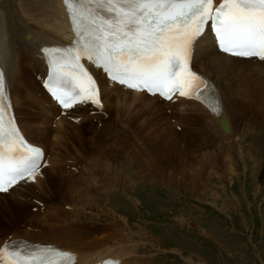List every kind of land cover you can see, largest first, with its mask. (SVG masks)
I'll use <instances>...</instances> for the list:
<instances>
[{"label": "rangeland", "instance_id": "374dc122", "mask_svg": "<svg viewBox=\"0 0 264 264\" xmlns=\"http://www.w3.org/2000/svg\"><path fill=\"white\" fill-rule=\"evenodd\" d=\"M207 48V45L203 46V49ZM21 62L26 71L22 58ZM263 65L262 63L257 67V72ZM202 66L206 67L205 64ZM32 73L33 71L30 72L31 78ZM217 77L221 81L219 83L221 88L232 100L234 112L229 114L231 119L229 118L228 123L233 127V131L235 130L234 134H239V137L243 138L238 148H230V144L227 148L233 150L217 158V154L227 148L216 149V146L208 143L210 140L216 144L213 140L215 137L207 123L202 120L203 118L199 119V116H197L198 122L195 123L192 122V118L185 116L186 118L182 121L187 128L180 134L174 131V124L166 116L163 107L162 112L158 113L156 111L146 112L147 107L144 106L145 108L140 112L141 117H134L137 122L141 121L134 123L135 125H130L131 119L122 123L121 120H117L122 119L119 118L122 116L111 114L114 117V124H118L113 126L119 127L121 133L129 135L128 140L133 151L130 157L134 162L133 167L138 169L137 172L132 168L135 176L139 173L140 176L143 174L136 180L134 176L135 186L126 191V194L119 188H117L119 190L107 191L105 186L100 191L93 188L89 193L88 189L79 183L80 179L74 183L56 175L54 169L47 168L43 175L45 179L43 180L42 176L37 180L45 186V193L40 194L39 189L34 185L36 181L29 183L30 187L28 185L25 186L26 188L20 187L4 199L18 195L28 196L27 200L22 202L24 205L11 208V212L5 214L4 217L0 214V242L11 236L23 239L29 237L31 241L43 239L41 241L44 242L45 240L67 242L66 238L70 241L73 239L86 241L94 236L98 237L99 231L97 230L103 228L93 229L94 225H92L91 228L85 229L93 230L89 236L81 232L80 237L71 235L73 239L71 236H58L54 233V223H49L47 220H44L45 223L42 222L41 216L43 215L40 212H37L38 217L32 214L37 209H34L32 200L37 199L39 202H55L61 210L64 209L62 207L66 203L74 204L80 210L85 208L92 210L93 218L88 221L105 223L104 226L109 229L114 223L119 226L123 220L133 232L135 230L140 232L143 229L149 242L143 247L139 246L141 251L138 250L139 253L136 256L145 257L151 263H154V260H160V257H165L162 261L167 264H191L192 262L198 264H264V126L261 129L258 124H254V121H262L263 118L254 115L252 112L254 110L247 106V103L251 102L254 104L253 107L258 109V113L264 112V106L256 104L260 97H264V77L262 82L257 80L253 85L245 83L242 75L231 73L229 78H225L217 74ZM145 112L150 113V116L146 115L147 117L142 119ZM111 116L108 118L111 119ZM37 117L38 120L30 119V125L25 128L29 134L33 135L36 125L39 124L40 128L41 125H45L46 139L36 137L38 140L35 142L40 143L43 139L42 142L45 147L48 146L52 157L58 160L61 157L68 158L83 166L85 172L90 173L95 165V156L87 153L88 151L100 152V155L109 161V165L113 159L121 158L124 165L119 169H112L114 172L107 169L106 162L103 165L104 170L97 168L105 182L109 183L110 188L115 185L118 178H128L127 174L130 175L131 168L126 167L130 164L126 163L124 157L118 154L113 147L90 136L89 127L82 126L83 128L81 127L82 129L78 132L77 128L72 127L77 125L69 123L72 125L69 127L70 134L60 136L56 144L57 137L50 135V131L56 135L61 126L58 123H51V119ZM28 119L26 117V120ZM23 122L25 124V121ZM67 123L63 125L66 126ZM190 126L199 127V131H190L191 129L188 128ZM254 131H258L256 134L260 133L256 145L259 146L260 153L262 148L261 157L256 156L255 153L249 154L247 147L253 140ZM234 137L236 139V136ZM103 158L101 159L105 161ZM228 160L233 162L227 164ZM116 162L120 163V161ZM53 178L56 179L51 183L50 179ZM148 178L151 182H147ZM160 183L171 189L174 195L184 196L187 201L170 202L168 198H164L155 191ZM29 188L31 190L33 188L38 193L30 194ZM80 193H85L86 201H80ZM13 200L16 199L12 198ZM9 204L12 203L9 202ZM28 213L31 218L26 216ZM97 213L96 217H103L108 222L96 219L94 215ZM64 214L67 215L66 212H62L59 218H62ZM28 217L31 220L25 219ZM77 218L80 219L78 216ZM180 220L183 223H180ZM56 221H58L56 218L52 220V222ZM73 221L75 219H70V223ZM10 222L15 225L13 230L8 229ZM34 222L42 224L46 227L45 230L33 225ZM75 233H79V230H75ZM124 233L121 238H125V241L130 239L133 243L140 242L139 238L126 234L125 236ZM48 243L52 244V242ZM97 249L94 248L93 251ZM177 256L188 262L181 261Z\"/></svg>", "mask_w": 264, "mask_h": 264}, {"label": "snow or ice", "instance_id": "6c2138e0", "mask_svg": "<svg viewBox=\"0 0 264 264\" xmlns=\"http://www.w3.org/2000/svg\"><path fill=\"white\" fill-rule=\"evenodd\" d=\"M75 39L71 46L45 48L50 74L46 87L64 109L91 103L103 108L96 80L83 63L136 91L206 104L210 82L192 71L196 41L210 27L219 50L264 61V0H63ZM6 81L0 71V192L21 181L35 182L43 151L24 139L9 115ZM75 254L49 245L5 244L0 264H75ZM103 264H119L107 260Z\"/></svg>", "mask_w": 264, "mask_h": 264}, {"label": "bare ground", "instance_id": "6f19581e", "mask_svg": "<svg viewBox=\"0 0 264 264\" xmlns=\"http://www.w3.org/2000/svg\"><path fill=\"white\" fill-rule=\"evenodd\" d=\"M63 9L64 8L61 5V0H0V66L3 64L6 68V77L9 81L10 90H11V100L15 109H18L17 107L19 106L21 107L26 106L25 103L26 96L23 97L21 95L20 82H24V81L32 82L34 79H32L31 76L29 75L30 72L33 71L37 73H42V71L44 70V66L42 65V62L37 57V60H35V64L31 68V71L28 72L27 68L25 71L23 69V65L20 57L25 51L31 53L34 57H36L35 56L36 52L40 46L60 44L63 42V40H66V37L68 38L70 36L69 25L67 23L66 15ZM204 45H207L208 47L206 50L203 49ZM262 63L264 64V61L234 58L223 55L215 50L214 45L210 42L208 37L205 38L202 43H198L193 60L194 68L199 73L204 74L208 76L211 80H213V84L215 85V88L218 90L220 95V100L222 104V115L220 117L215 116L205 104L203 106L201 103L195 101L183 100V99H179L177 101L186 104V108L184 109L185 116H189V118H192V122L194 121L193 123L198 122L197 116H199V119L203 118L202 120H204L207 123L209 130L213 131L214 134L213 136L215 137L213 140L214 142H216V147H217L216 149L222 147H224V149L225 147L229 148L230 144H231L230 148L233 149L238 148V145L243 142V138H240L239 134L238 135L234 134L235 130L233 131V127L230 125V123H228L229 118L231 117L229 116V114L231 115V113L234 112V107L231 98L228 97L227 95V92L221 88L219 84L221 83V81L218 79L217 74L225 78H229V75L231 73L235 75H242V77L245 79V83L253 85L257 82V80L259 82L263 81L264 65L257 72V67L262 65ZM203 64H205L206 67L202 66ZM34 86L36 88L37 97L32 98L27 95L31 99V103L28 105V108L30 110H33L32 111L33 113H40L39 106L41 105L42 102H44L46 105L45 108L41 110L40 117L43 118L45 117V119H51L52 116H55L58 113V110L56 109L58 107L48 98V96L44 93L43 89L40 87V84L35 80H34ZM110 86H111L110 84H106V87H110ZM106 87L103 86V100H104L103 109L104 107H106V110L108 111V113H110L109 116H111V114H115L117 116H124V119H117L118 121L121 120L122 123L125 120L131 119L130 125H135L134 123H136L137 120L134 117L135 116H137L138 118L141 117L140 112L141 110H143V108H145L144 106L147 107L146 112H152V111H156L158 113L162 112L163 106L159 103V101H157L154 98L139 93H121L118 94L116 98H114L113 96L109 95L110 93H107V91L109 90ZM115 91L118 92V90ZM172 103L173 102L170 101L168 105H171ZM47 104H52L54 107H56L55 109H53L54 110L53 113H51L52 110L47 112ZM256 104L264 106V97H260ZM247 106L249 108H252L251 110H254L252 111L254 115L260 117L261 119L263 118L262 121L261 120L254 121L255 122L254 124L256 125L258 124L260 126L259 128L264 126V112L258 113V109L256 107H253L254 104L251 102L247 103ZM79 110H82L81 113H90L92 109L88 110V107H84V108H78L72 110L71 112L73 111L79 112ZM14 112L16 114L15 110ZM146 112L142 116V119L147 116L148 117L150 116V113H146ZM21 113L23 112L20 111L19 116ZM30 118L31 119L35 118V116H31ZM90 118L97 119L98 115L91 116ZM219 118H223L225 122H227L228 124L227 132H223L219 122ZM35 119L38 120V117H36ZM23 121H25V124H23L24 123ZM29 122L30 120H25V117L23 116V117H19V121L17 122V124L29 141L43 148L44 156L47 158L46 147L42 142L43 139L40 140V143L35 142V140H38L37 138L46 139V134H47L46 127L45 125H41L42 127L40 128L39 124L36 125L37 126L36 130L33 132V135H31L29 134L28 130L25 128L28 125H30ZM65 122H68L66 126L63 125L65 124ZM139 122L141 121H138L137 123ZM69 123H70L69 121L63 118L58 122V125L61 127L59 128L60 130L57 132V134L55 135L50 131V135L53 134V137H57L56 144L58 143L60 136L62 135L68 136L70 134L69 127L72 125H70ZM115 124L113 123L112 125ZM72 127L77 128L78 132L83 128L82 126H72ZM105 127H107V125ZM256 133H258V131L256 132L254 131L253 140H251L250 145L247 147L249 149V154L252 155V153H255L256 156L261 157V155H263L262 148L260 153L258 150L259 146L256 145V142H258L259 140L260 133L259 134ZM234 136H236V139H234L235 138ZM220 143H222V145H220ZM160 146H162V144ZM228 148L223 151L221 150V153L223 154L221 153L217 154L216 157L217 158L223 157L224 155L228 154L233 150V149L228 150ZM253 158L255 159L256 157ZM48 160L51 163H53L52 164L53 167L55 165V160L52 158L50 159L48 158ZM232 162L233 161H229V160L226 161L227 164H230ZM127 175L128 178L126 177L118 178L114 185V187L119 188L120 190L122 189L121 191H123L125 194L126 191L130 190L133 186H135L134 183L135 173L134 172L130 173L131 176L129 174ZM55 179L56 178L50 179V182L51 183L54 182ZM35 181H37V178ZM19 185L20 184H18L17 186L19 187ZM34 185L37 186V189H39L40 194L46 192L44 190L45 186L40 181L39 182L37 181L36 184ZM17 186L15 187L18 188ZM15 187L13 188V190L16 189ZM13 190L9 191L8 194H10ZM30 190L31 188H29V191ZM35 192L36 191L32 188V190L29 193L35 194ZM36 193H38V191ZM6 198H7L6 194H0V209H1L0 214L2 215V217H4L5 214H8V212H11L10 211L11 208H14L15 206L24 205L22 202L26 201L28 196H23V197L12 196L10 199L8 197L7 200H4ZM12 198L16 200L15 201L13 200L14 201L13 202ZM79 199L81 202H84L83 200L86 201L85 193H80ZM9 202H11L12 204H9ZM33 205H34V209L38 206V205L36 206V204ZM34 209L31 208V210ZM58 209L59 208L56 207L55 211H53L54 216H52L51 218L54 219L56 218L55 216H57V213L59 212ZM32 214L36 217L39 216V214L34 212ZM26 216L30 217V213H28V215ZM29 217L25 219L31 220L29 219ZM115 219L118 218L115 217ZM42 222H44V220H42ZM180 223H183V221L180 220ZM33 225H37L39 226V228L41 227L42 229L46 228L42 224L36 222H34ZM14 227L15 225L10 222L8 229L13 230ZM102 227L103 228L97 230L99 231L98 237L95 238L94 236L90 240L84 241L81 239H73L70 241L69 238H66L67 242L45 240V242L42 241L40 244H47L48 242H52L53 246L55 247L58 246V248H60L61 250L74 253L76 256L75 264H94L101 262L106 258L118 259L121 262V264H147L145 258L141 256H136L138 250H140L139 246L143 247L145 246L146 243L149 242V239L145 237L146 234L143 229H141L140 232L136 230L133 232L132 228H130V226L126 224V221L124 220L120 223L119 226L118 225L116 226V223H114L111 229L105 227L104 225ZM123 231H127V232L124 233ZM123 233L124 235L125 234L132 235L135 238H139L138 240L140 242L133 243L132 242L133 240L130 241V239L129 240L127 239V241H125L126 240L125 238H121ZM27 239L30 238L27 237ZM98 245L101 246L96 247ZM94 248H98L97 251H93ZM127 256L130 257L127 258Z\"/></svg>", "mask_w": 264, "mask_h": 264}]
</instances>
